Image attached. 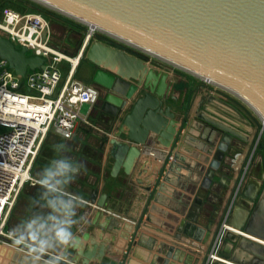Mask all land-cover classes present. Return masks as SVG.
<instances>
[{
	"label": "water",
	"instance_id": "1",
	"mask_svg": "<svg viewBox=\"0 0 264 264\" xmlns=\"http://www.w3.org/2000/svg\"><path fill=\"white\" fill-rule=\"evenodd\" d=\"M30 1L65 15L78 24L89 28L93 24L97 26L95 31L136 49L131 51L123 45L94 36L84 51L85 60L93 68L89 76L91 83L104 90L101 107L116 125L112 137L104 135L100 139L101 149L105 144L110 145L108 156L113 161L109 171L111 177H116L120 171L131 175L141 154L140 147L148 144L150 139L168 149L179 138L187 121L184 117L177 125L175 119L171 103L175 97L170 92L172 85L168 83L167 75V70L172 68L199 77L200 85L208 82L218 86L252 109L262 123L260 140L264 149V0ZM26 51L25 47L17 48L0 35V59L20 76H24L27 70L41 68L45 63L41 56L26 54ZM136 51L151 58L147 59ZM160 63L164 70H156ZM177 109L182 108L178 106ZM205 120L225 131L210 163L212 168L217 169L228 150L226 143L231 132ZM189 125V128L195 126L193 122ZM189 131L183 141H187ZM172 159L168 170L177 164V157ZM87 195L88 204L95 208L91 224L98 225V219L106 213L102 227L107 228L115 220L109 206V195L104 191L98 193L96 189ZM67 200L75 203L71 196ZM58 224L59 221L56 226ZM164 224L167 227L165 231L159 228L160 223L158 228H154L150 243L162 238L159 234L162 232L169 237H163L165 242L159 245L165 263L176 249L188 250L196 256L204 250L201 240L193 243L188 239L192 233L191 230H184L183 220L177 224ZM109 227L120 230V225ZM70 230L75 243L63 245L61 256L69 255L71 264H101L109 244L115 243L109 235L99 239L89 231L80 233L74 224L70 225ZM226 233L227 229L223 228L221 237H225ZM128 238L124 235V239ZM1 240L50 263L66 264L10 238L1 237ZM239 242L242 249L264 262V245L244 237H240ZM134 244L144 245L143 237L139 236ZM163 246H167L166 250Z\"/></svg>",
	"mask_w": 264,
	"mask_h": 264
},
{
	"label": "crops",
	"instance_id": "2",
	"mask_svg": "<svg viewBox=\"0 0 264 264\" xmlns=\"http://www.w3.org/2000/svg\"><path fill=\"white\" fill-rule=\"evenodd\" d=\"M76 69L74 73L77 72ZM156 70H164L161 63L156 66ZM167 75L168 83L172 85L170 92L175 97V101L172 100L171 103L174 106L177 125L184 117L187 122L171 148L162 147L154 139L141 146V154L131 175L127 176L121 171L116 177L109 175L111 164L109 165L107 161V155L110 145L105 144L101 149L100 139L104 135L112 137L116 125L113 124L110 114L101 107L104 90L98 89L100 98L95 105L89 108L82 105L80 109L82 112L89 111L87 127H78L75 136L66 139L71 145L65 157L70 158L73 155V160L82 161L84 164L78 171L82 172V176L78 177L77 172L74 179L92 184L98 193L104 191L109 195V206L115 216L110 225H120V230H113L110 225L107 228L102 227L106 213L100 216L98 225L91 224L95 208L82 200L85 197L82 199L81 196L76 197L74 192L80 187H76L75 190L71 185L68 188L57 186V191L51 192L40 184V180L36 181L39 186H36L35 198L31 195L26 196V206L23 203L19 208L18 216L20 221L24 222L23 230L46 234L44 229L48 224H52L57 215L60 217L63 215V212L58 207H52L49 201L56 196L64 199L71 196L75 200L72 204L75 209L73 224L78 232L89 231L99 239L107 235L115 239V243L109 244L101 264H119L124 250H129L125 259L126 264L127 261H130L129 264H201V259L211 242L223 228L227 229V233L225 237H221L216 255L228 263L214 260L213 264H263L261 259L257 260L239 246L240 237L264 245V157L259 152L252 158L249 155L254 135L241 124L242 112L245 111L240 106L241 101L231 94L236 97V100L233 99L229 92L224 93L218 86L210 83L208 88L204 89L206 82L200 85L199 77L184 70L172 68L167 70ZM87 76L83 70L76 78L82 82L88 78ZM178 106L182 109H177ZM205 119L231 132L226 143L228 150L217 169L212 168L210 163L225 131L215 138V130L219 127L216 128ZM191 122L195 125L194 128H189ZM205 122L207 124H204ZM91 128L95 134L90 131ZM188 129L190 133L187 141H183L182 138ZM49 134L59 137L53 132ZM95 135L99 138H95ZM89 137L91 141H88ZM174 156L177 157V164L172 170H168ZM106 171L109 178L105 176ZM165 177H168L167 181ZM34 186L27 190L33 189ZM21 195L19 194L15 203L13 208L15 210L21 203ZM41 205L46 207L45 211H42ZM180 220L184 222L185 231L191 230L192 234L188 239L193 243L201 240L204 250L196 257L188 250L176 249L168 263H165L163 252L159 251L162 247L159 245L165 242L163 237L168 239L169 237L164 232L159 233L162 238H157L151 244L153 230L155 227L158 228V223L177 224ZM220 223L222 227L218 226ZM163 224L159 228L165 231L167 227ZM7 232L10 235H17L11 229ZM124 235L129 238L124 239ZM139 236L143 237L142 246L134 244V239ZM127 244L131 245L130 249ZM150 244L152 250L149 249Z\"/></svg>",
	"mask_w": 264,
	"mask_h": 264
},
{
	"label": "built area",
	"instance_id": "3",
	"mask_svg": "<svg viewBox=\"0 0 264 264\" xmlns=\"http://www.w3.org/2000/svg\"><path fill=\"white\" fill-rule=\"evenodd\" d=\"M89 29L73 57L77 63L94 35L102 34L95 30L94 34L89 33ZM50 34L49 23L38 14L6 8L0 11V35L17 48L25 47L26 54L41 56L45 61L41 68L27 70L20 76L0 59V241L1 237H8L4 228L21 189L36 181L30 177V171L44 139L51 132L64 140L72 138L78 125L88 124L89 111H80L82 105H95L100 95L95 85L73 77L77 64L74 66L65 54L51 47ZM63 61L71 64L65 78L58 67ZM261 131L254 138L251 158L261 141ZM220 240L221 233L212 242L205 264H213Z\"/></svg>",
	"mask_w": 264,
	"mask_h": 264
},
{
	"label": "rangeland",
	"instance_id": "4",
	"mask_svg": "<svg viewBox=\"0 0 264 264\" xmlns=\"http://www.w3.org/2000/svg\"><path fill=\"white\" fill-rule=\"evenodd\" d=\"M5 8L18 11L19 13H30L31 12V13H35V14L40 15L47 23H49V27H50V31H51L50 38H49V44L51 45V47H53L54 50L57 51L59 54H62V55L65 54L67 56V58L71 59V61H72V59H74L73 57H75L77 55L78 51L77 50L74 51V50L70 49L68 44H67L68 41L73 42L74 40L77 39V36L75 34L69 32V30L72 28L76 31H80V34H81L80 35V37H81L80 41L82 42V40L85 38L87 28H89V27H87L81 23L78 24L76 21L68 18L65 15H61L57 12L51 11L48 8H46V9L41 8L38 4H36L30 0L29 1L28 0H3L0 3V11H2ZM54 22H57L58 24L54 25ZM94 36L96 37V39L98 37H102L107 42L117 44V45H122L118 41L113 40V39H111V38H109L103 34H100V33H98V34L96 33ZM129 50H131V49H129ZM136 52H139V51H136ZM139 54L143 55L147 59L151 58V57L144 55L140 52H139ZM58 67L62 71V75L65 78V76L68 73L69 68L71 67V64L68 61H63L58 65ZM75 68H77L76 69L77 72L73 73V77L76 78L77 75H79L84 70V71H86L88 78L82 82L85 84H91L92 85V83L90 82L89 76H90V72L92 71L93 68L91 67L90 63L87 60H85L84 54L79 59ZM74 71H75V69H74ZM209 85L210 84L207 82L204 83V86H205L204 89L208 88ZM221 91H223L224 93H228L227 91H224L222 89H221ZM228 94L230 96H232L230 93H228ZM235 98L233 97V99H235ZM240 103H241L240 106L243 107V109L245 110L244 112H242L243 121H241L242 122L241 124H243L246 129L247 128L250 129V131L254 135L252 138V141H251V146L249 147L250 148L249 155H251L252 150H253V145L255 143L254 138H255L256 134H258L260 132V130L262 129V123H261L260 118L257 116V114L252 109H250L249 107L247 108V106L245 104L244 105L246 107L244 105H242L243 102H240ZM204 124H207V123L205 122ZM78 127L86 128L87 126L86 125H78L76 128L78 129ZM77 129H76V131H77ZM76 131H75V133H76ZM90 131H92L95 134V131H93L92 128ZM223 132L224 131L221 130L220 128L216 129L215 130V135H216L215 138H217L218 135L222 134ZM75 133H74V136H75ZM94 137L99 138V136H96V135ZM89 138H88V141L89 140L91 141V137H89ZM260 143H261V141L259 142V144ZM78 144H79V142H78ZM70 145H71L70 141L62 140L59 137L54 136V134L53 135L49 134L44 139V141L42 142L41 148H40L38 154L36 155V157L33 161V166H32V169L30 171V177L36 181L41 180L44 168L49 165V163L52 159L60 157V156H67V154H65V153H67V151L69 150L68 148L70 147ZM103 152H104V150L102 151V153ZM258 152L264 157L263 148L256 147L254 155H255V153H258ZM260 154L258 156H260ZM70 158L73 159L74 156L71 155ZM107 158H108L107 161H109V165L110 164L112 165L113 161L111 160V158L108 155H107ZM263 160H264V158H263ZM100 168H99V172H100ZM81 174H82V172H80V173L78 172V177L82 176ZM105 176L107 178H109L107 171L105 173ZM107 178H105V179H107ZM36 181L34 184H31V183L25 184L23 186V188L21 189V191L19 193V194H22L21 195V197H22L21 203L18 205L19 207L17 210L13 209V208H15V205L13 206V208L10 212V216H9L8 220L6 221V226L4 228V231L7 232L8 229H11V231L14 234H17V235L19 234L18 236L17 235L14 236V235L8 234V232H7V235H8L7 238H10L13 241L20 240V242H24L23 244H25V245L27 244L26 246H32L31 248H33V249L37 248V249H39V251H41L43 254H45L47 256L54 257L63 263L71 264L70 260H69V255H66L64 257L61 256V253H62L64 246L62 243H60L56 239V228L57 227H55V225H56V221H59L57 218H59L60 216L57 215L53 219L52 224H48V227L44 229L45 233H46L44 235L31 233L29 230H23L24 226H22V225L24 224V222L22 220L20 221V217L18 216V215H20V209L19 208H20L21 204H23V203H25L24 206H26V201H27L26 196L31 195L35 198V195L37 194V187L36 186H39V183H37ZM69 185L74 186L75 190H77L76 187H78V188L80 187V189L78 191H75L74 194L76 195L77 198H79L78 196H81V199H82V197H85L84 198L85 200L82 199L84 202L85 201L87 202V200H88V199H86L88 196L87 194L91 190L96 189V187H94V185L88 184V183L85 184L83 182L81 183L79 179H74V178L71 181H69L68 183L58 185V188H65V187L68 188ZM31 186H34L33 189L27 190ZM87 189H89V190H87ZM41 206L43 208L42 211H45L46 207L43 205H41ZM61 216H63V215H61ZM218 226L222 227L221 223ZM137 239L138 238H136L135 241ZM212 245H213V243L208 248L203 259H201L202 260L201 264H205V262L207 261L206 259H207V256L211 252ZM127 246H128V249H130L131 245L127 244ZM7 247L9 250H7ZM166 247L167 246H163V250H166ZM0 250H2V253L0 254V264H55V263H50V262H48L44 259H41L37 256L36 257L31 256V254H29L28 252H24V251L22 252L20 249H17L16 247L9 245L2 240L0 241ZM128 251L129 250H124V254L121 256L119 264H126L125 259L127 258ZM215 256H218V255H215ZM218 258H219V256H218Z\"/></svg>",
	"mask_w": 264,
	"mask_h": 264
},
{
	"label": "clouds",
	"instance_id": "5",
	"mask_svg": "<svg viewBox=\"0 0 264 264\" xmlns=\"http://www.w3.org/2000/svg\"><path fill=\"white\" fill-rule=\"evenodd\" d=\"M83 167V162L79 160H73L65 156L54 158L44 168L40 184L49 191L56 192L58 185L71 181L74 175ZM49 203L52 207H58L63 212V216L57 218L59 224L56 228V239L64 245L74 244L75 238L70 230V225L74 223L72 217L75 214L72 203L59 196L54 197Z\"/></svg>",
	"mask_w": 264,
	"mask_h": 264
},
{
	"label": "flooded vegetation",
	"instance_id": "6",
	"mask_svg": "<svg viewBox=\"0 0 264 264\" xmlns=\"http://www.w3.org/2000/svg\"><path fill=\"white\" fill-rule=\"evenodd\" d=\"M40 6V5H39ZM41 8H44V9H46L45 7H43V6H40ZM52 11V10H51ZM56 24H58L57 22H54V25H56ZM69 32H71V33H73V34H75L76 36H77V39L76 40H74L73 42H67V44H68V46H69V48L70 49H72V50H74V51H79L80 50V48H81V41H80V39H81V37H80V31H76V30H74V29H70L69 30ZM90 82H91V80H90ZM256 147H261V143L260 144H258ZM255 147V148H256ZM261 148H263V147H261ZM264 150V149H263ZM254 152H255V149H254V151H253V154L252 155H254Z\"/></svg>",
	"mask_w": 264,
	"mask_h": 264
},
{
	"label": "bare ground",
	"instance_id": "7",
	"mask_svg": "<svg viewBox=\"0 0 264 264\" xmlns=\"http://www.w3.org/2000/svg\"><path fill=\"white\" fill-rule=\"evenodd\" d=\"M95 28H97V26H95V25H90V29H89V33H92V32H94V30H95ZM72 61H73V65L75 66L76 64H77V61H76V58L75 59H72ZM209 80L210 81H215L214 79H212V78H209ZM208 83V82H207ZM228 95V94H227ZM161 157V156H160ZM7 250H9L8 249V247H7ZM2 257V256H1ZM4 257V256H3ZM5 258V257H4ZM215 260H217V261H223V262H227V260H225V259H220V258H218V256H214L213 257ZM9 259V258H8ZM7 261V260H6ZM4 262V261H3ZM228 263V262H227Z\"/></svg>",
	"mask_w": 264,
	"mask_h": 264
}]
</instances>
